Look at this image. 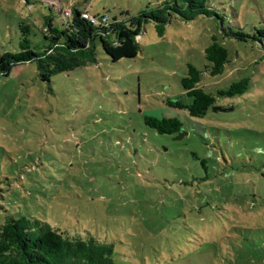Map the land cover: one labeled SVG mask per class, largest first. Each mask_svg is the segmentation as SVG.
Wrapping results in <instances>:
<instances>
[{"label": "rangeland", "instance_id": "rangeland-1", "mask_svg": "<svg viewBox=\"0 0 264 264\" xmlns=\"http://www.w3.org/2000/svg\"><path fill=\"white\" fill-rule=\"evenodd\" d=\"M166 1L0 0V55L20 51L22 24L39 50L46 18L62 26L61 8L135 17ZM207 8L190 22L174 16L164 36L144 24L135 59L112 63L98 44L95 64L50 83L35 63L0 74V225L38 219L113 245L118 264H264V44L253 40L264 0ZM214 37L229 51L220 76L206 71ZM188 65L225 111L190 119L166 106L191 102ZM244 79L246 94L217 96ZM145 116L181 118L184 131L160 136Z\"/></svg>", "mask_w": 264, "mask_h": 264}, {"label": "trees", "instance_id": "trees-1", "mask_svg": "<svg viewBox=\"0 0 264 264\" xmlns=\"http://www.w3.org/2000/svg\"><path fill=\"white\" fill-rule=\"evenodd\" d=\"M24 1L30 4L29 0ZM207 1L170 0L135 17L123 13L127 17L115 18L91 14L76 5L61 8L58 12L63 19L62 26L58 27L54 18H46L42 30L45 44L39 50L34 48L30 39V26L21 25L20 51L0 55V74L5 77L20 65L35 63L40 80L50 83L58 74L95 64L98 44L112 63L135 59L140 51L138 36L144 24L153 23L158 34L164 36L166 26L174 16L186 22L200 15L210 16ZM223 33L226 32L223 30ZM226 35L239 41L250 38L243 33ZM253 40L263 46L264 28L257 31ZM205 58L208 62L206 71L212 76L223 75L230 62L228 49L215 37L205 51ZM201 75L195 66L188 65L181 86L191 102L185 104L179 99H169L166 106L186 112L190 119H203L214 108L217 97L200 86ZM248 88L249 81L244 79L227 90L218 91L217 96H242ZM144 123L160 136H176L185 128V123L178 117L145 116ZM116 256L113 245L100 243L92 237H70L38 219L9 216L0 225V264H118Z\"/></svg>", "mask_w": 264, "mask_h": 264}, {"label": "water", "instance_id": "water-1", "mask_svg": "<svg viewBox=\"0 0 264 264\" xmlns=\"http://www.w3.org/2000/svg\"><path fill=\"white\" fill-rule=\"evenodd\" d=\"M215 111H225V110H223V109H221V108H215ZM182 133H183V131H182L180 134H178V136H181Z\"/></svg>", "mask_w": 264, "mask_h": 264}, {"label": "built area", "instance_id": "built-area-1", "mask_svg": "<svg viewBox=\"0 0 264 264\" xmlns=\"http://www.w3.org/2000/svg\"><path fill=\"white\" fill-rule=\"evenodd\" d=\"M67 14H69V11H68V13ZM85 17H87V16H85Z\"/></svg>", "mask_w": 264, "mask_h": 264}]
</instances>
